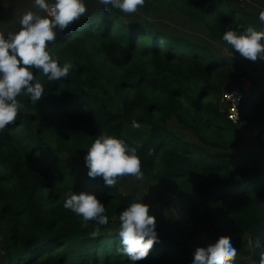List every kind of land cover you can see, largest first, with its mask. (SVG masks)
Here are the masks:
<instances>
[{"label":"trees","instance_id":"16d2710c","mask_svg":"<svg viewBox=\"0 0 264 264\" xmlns=\"http://www.w3.org/2000/svg\"><path fill=\"white\" fill-rule=\"evenodd\" d=\"M253 1L146 0L125 14L85 0L86 16L58 32L50 52L71 65L68 77L50 82L34 71L47 94L35 104L21 93L16 121L0 131V264H130L118 251L119 216L141 198L88 178L84 156L101 134L137 148L141 170L188 225L193 248L176 237L168 215L150 207L159 240L137 264H191L194 248L220 237L242 241L234 264H253L249 256L259 264L264 72L243 92L240 119L233 123L223 94L249 70L241 58L214 46L231 48L222 40L226 30L264 31L262 9ZM168 12L179 13L206 40L171 30L161 22ZM20 20L3 35L18 32ZM133 120L139 129L131 127ZM81 191L95 192L104 203L107 225L85 226L63 207L70 193Z\"/></svg>","mask_w":264,"mask_h":264},{"label":"clouds","instance_id":"9594fccd","mask_svg":"<svg viewBox=\"0 0 264 264\" xmlns=\"http://www.w3.org/2000/svg\"><path fill=\"white\" fill-rule=\"evenodd\" d=\"M33 3L47 15L26 12L20 20L18 32L7 37L0 34V131L16 121L23 107L17 100L21 93H25L35 104L47 94L45 87L36 82L34 71L42 72L50 82L68 77L71 65L60 63L50 55L51 48L58 32L67 30L88 11L85 0H54L52 4L48 0H33ZM98 3L105 12L118 9L125 14H134L145 5L146 0H98ZM259 20L264 21V10L259 12ZM222 40L246 61L264 63V31L251 27L226 30ZM131 127L139 129L141 124L133 120ZM84 166L88 178H101L106 188L115 186L120 177L144 178L137 148L106 134L98 135L87 149ZM63 207L81 216L85 226L89 221L98 225L109 223L108 216L104 214V203L95 192L70 193ZM150 207L142 197L120 212L118 251L128 258L130 264L145 259L159 240L156 217L150 214ZM257 246L264 248L259 241ZM236 255L233 241L220 237L214 243L197 246L191 264H234ZM259 264H264V251L260 253Z\"/></svg>","mask_w":264,"mask_h":264},{"label":"rangeland","instance_id":"374dc122","mask_svg":"<svg viewBox=\"0 0 264 264\" xmlns=\"http://www.w3.org/2000/svg\"><path fill=\"white\" fill-rule=\"evenodd\" d=\"M52 3H54V0L50 4ZM253 4L264 10V0H258L257 2L253 1ZM26 12H36L41 14L43 10L37 8L34 5L33 0H18L15 2L0 4V34H3L4 32L8 31L9 27L15 21L22 18V16ZM161 22L167 27H169L171 30L188 35L192 39L206 40V36L203 33H201L196 27L192 26L191 23L184 20L177 12L165 13L164 16L161 18ZM214 46L218 47L224 54H231L241 58L239 54L234 53L233 50H231V48H229L224 43L220 42L215 44ZM241 59L247 65L249 70L248 77L243 80L240 85L237 86L242 92H244L248 90L254 77H256L258 73L264 72V63L256 62L253 64L243 58ZM243 105L244 103L241 104V108L243 107ZM243 135L246 138L247 132H243ZM117 185L122 192H136L138 197H143L146 199V203L150 204L151 208L156 207L158 208V210L168 215L172 219L173 232L176 237L181 241H185L187 245L193 248V245L187 239L188 225L183 221V219L179 215L175 213V209L171 205L170 196L163 191L162 187L156 180L149 178L146 174H144L143 180H137L133 176H124L118 178ZM229 239L233 241V245L237 249L236 256L241 257L242 254L240 253V248H242V246L239 244H242V241H239L236 237H229ZM245 239H247V241H250L249 237H245ZM2 259L3 251L1 250L0 245V262L2 261ZM245 259L253 264H256V262L251 260L250 256L246 257Z\"/></svg>","mask_w":264,"mask_h":264},{"label":"built area","instance_id":"2783aa9c","mask_svg":"<svg viewBox=\"0 0 264 264\" xmlns=\"http://www.w3.org/2000/svg\"><path fill=\"white\" fill-rule=\"evenodd\" d=\"M239 2H248L249 0H237ZM223 100L227 107V117L233 123L240 119V107L243 101V92L238 88H232L223 94Z\"/></svg>","mask_w":264,"mask_h":264}]
</instances>
